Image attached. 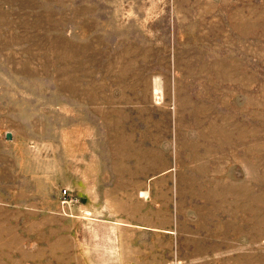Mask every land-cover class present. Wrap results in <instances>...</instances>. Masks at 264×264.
<instances>
[{
    "label": "rangeland",
    "instance_id": "374dc122",
    "mask_svg": "<svg viewBox=\"0 0 264 264\" xmlns=\"http://www.w3.org/2000/svg\"><path fill=\"white\" fill-rule=\"evenodd\" d=\"M0 264H264V0H0Z\"/></svg>",
    "mask_w": 264,
    "mask_h": 264
},
{
    "label": "water",
    "instance_id": "95a60500",
    "mask_svg": "<svg viewBox=\"0 0 264 264\" xmlns=\"http://www.w3.org/2000/svg\"><path fill=\"white\" fill-rule=\"evenodd\" d=\"M6 137L10 138L11 137V132H6Z\"/></svg>",
    "mask_w": 264,
    "mask_h": 264
}]
</instances>
